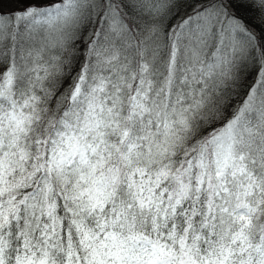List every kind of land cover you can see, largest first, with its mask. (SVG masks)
Segmentation results:
<instances>
[{
  "label": "snow or ice",
  "instance_id": "obj_1",
  "mask_svg": "<svg viewBox=\"0 0 264 264\" xmlns=\"http://www.w3.org/2000/svg\"><path fill=\"white\" fill-rule=\"evenodd\" d=\"M0 264H264V0H0Z\"/></svg>",
  "mask_w": 264,
  "mask_h": 264
}]
</instances>
